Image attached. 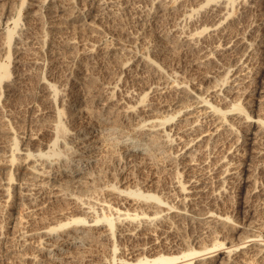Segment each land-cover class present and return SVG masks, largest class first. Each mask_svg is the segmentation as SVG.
Listing matches in <instances>:
<instances>
[{"label":"bare ground","instance_id":"bare-ground-1","mask_svg":"<svg viewBox=\"0 0 264 264\" xmlns=\"http://www.w3.org/2000/svg\"><path fill=\"white\" fill-rule=\"evenodd\" d=\"M94 1L20 0L21 9L32 4L49 12V29L38 37L24 35L21 12H13L12 6L1 9L0 48L6 50V58L0 62V130L9 138L0 148V166L11 172L0 177V201L8 205L13 201L17 208V199L22 198L32 217L27 216L30 221L23 225L10 219L11 232L0 231L1 245L16 242L7 246L13 249L19 244L16 254L29 264H264V215L245 205V200L258 201L264 195V186L253 177V158L258 159L254 170L264 173V69L255 65L264 59V23L253 26L248 18L260 2L144 0L146 18L161 25L166 20L172 23L160 31L158 45L149 47L153 53L146 48L130 55V49L129 58H119L115 79L97 92H81L74 82L71 89H64L53 73L39 76L35 97L44 106L38 110L44 133L20 138L1 107L2 98L13 100L18 90L20 76L14 75L11 64L19 63L20 56H14L13 46L42 44L61 36L63 45L75 47L72 33L63 34L74 19L81 25H100L92 10ZM126 1L107 0V4L125 9ZM108 11V16H117V11ZM114 44L95 42L81 52L91 61L109 57L118 52ZM182 51L196 56L195 65L205 69L201 77L185 76L176 70L178 64L174 69L163 63L168 54L176 58ZM173 57L169 58L174 61ZM32 62L36 67L41 63ZM128 71L135 74V81L122 88V74ZM64 117L78 126H69ZM109 148L121 150L130 161L156 156L174 167L175 193L183 206L175 208L161 195L134 184L133 161L103 183L96 165ZM232 189L237 200L234 210ZM103 190L112 192L118 202L95 201ZM258 205L264 210V199ZM172 211L193 223L206 222V230L185 246L174 238L175 230L167 221Z\"/></svg>","mask_w":264,"mask_h":264},{"label":"rangeland","instance_id":"rangeland-1","mask_svg":"<svg viewBox=\"0 0 264 264\" xmlns=\"http://www.w3.org/2000/svg\"><path fill=\"white\" fill-rule=\"evenodd\" d=\"M99 1H96V0L94 1L95 3H94V5H92V10H94L93 13H95V11H96V14L99 15L98 22L100 23V25L99 24L95 25V27L87 25V24L81 25L80 23H82V22H79V20L74 19L72 27L67 28L66 29L67 31L64 32V34H63L64 36L72 33L71 36H73L77 42V44H75L76 45L75 47L73 45H71V46L63 45L61 43V39H59V38H61V36L60 37L56 36L53 38L51 37L49 39V42L48 41L46 43L42 42V44H41V42H37V43H34V45L33 44H30V45L24 44V47L19 45V44H17V46L16 45L13 46L12 51H13V54L15 52L14 56H16V55H18V57L20 56L19 57L20 58L19 63H17L15 65V62H12V64H14V65L11 64V69L14 71V75L18 74L17 76L18 77L20 76V78L18 80V90H17V94L15 95L13 100L9 101V100H6L5 98H2V100H1L2 106L1 107L3 108L2 109L3 111L5 110V113H6L5 118L8 120L7 122L12 127L13 131H15L20 138L22 136L34 134L36 132H38V135H40L42 137L43 133H44V131L42 130L43 129L42 128L43 119L41 118L42 115H39V113H38L39 112L38 110L40 108L43 109L44 106L40 103L41 101L39 100V98L35 97V95H37V92H38L37 80H38L39 76H41L43 74H45L47 76V74L49 75L50 73H53L56 76V80L59 79L58 82L59 83L61 82V85L63 83L62 87L64 89H67V87H68V89H71V86L74 85L73 84V82H74L75 83L74 87H76V89H78V90L81 89V92L82 91H84V92H88V91L97 92L98 90L100 91V90H102V88L105 85L110 83L109 81L114 80L115 79L114 77H116L118 75L119 68L117 66L119 63L118 62L119 58L121 59L119 61H122V58H123V60H124V58L126 60L127 58H129L130 55L133 54V52H137V51H140V52L144 51L145 52L146 48H147L146 52L153 53V51L151 49H152V46L155 45V43H156V45H158L160 38H161V35H162V32H160V31H165L172 24L171 21L166 20V21H163L162 25H161V21L156 22V20L151 16L146 18V15L144 13L146 12L145 8L147 7L148 3L144 0H132V1L127 0L128 1V7L125 9L119 8L118 5H116V7L115 6L108 7L109 4H107V0H101L102 2H99ZM258 1L260 3H258V2L256 3V5L253 7L254 8L253 11L250 13L251 14L250 17H248L251 21H253V24H254L253 26H260L264 23V0L263 1L258 0ZM57 3H59V2H57ZM257 4H258V6H257ZM10 6L13 7V8L11 7L13 9V10L11 9L13 12H15V13L21 12L20 13L22 16L21 23L23 26H26V29H24L25 32L23 31V33H25L24 34L25 36H26V33H27V35H30L33 37H34V35L37 37L42 36L41 34L44 33V30L49 29L48 28L49 27L48 26L49 12L43 6H38V5L33 6L32 4H28V6L26 8L21 9L20 8V0H0V14L2 11L1 9L6 11V9L7 10L10 9L9 8ZM110 8L113 11H117V16H114V17L108 16V12H110V11H108V9L110 10ZM68 9L69 8H67V10H65V11L69 12ZM235 9H236L235 11H239V8L237 6L235 7ZM122 16H123V18H122ZM148 18L149 19L152 18V21L149 20ZM155 22L157 25L155 24ZM164 22H167V24H169V25L164 24ZM120 23H122V24H120ZM159 25L161 27H159ZM148 26H150V28ZM153 26L155 29L153 28ZM162 26H164V27H162ZM46 27H47V29H46ZM153 30H155V31H153ZM146 31L148 33H146ZM67 32H68V34H67ZM158 32H160V34ZM144 33L147 37H145ZM137 34H139L140 36ZM151 34H152V38L150 36ZM154 34L156 35V37ZM153 36H154V38H153ZM142 37L144 40L140 41V39H142ZM145 38H147V39H145ZM97 39H99L100 41ZM135 40L137 42H135ZM110 41L112 44L115 43L114 45H116L118 47V52L116 54H112L111 56L109 55V57L111 59L108 56H105V55L101 56L100 55L102 58L100 56H98V57H96V59H94L95 61L94 60L91 61L87 57H84V55L81 52L82 49L84 50L85 47H87V46L89 47L92 44H94L95 42H97V43L104 42L105 43V42H110ZM143 41H145V42H143ZM139 42H141V43H139ZM150 42H151V44H150ZM51 43H52V45H51ZM134 44H135V46H134ZM39 46L42 49H40ZM47 47H48V49H47ZM121 48H123V49H121ZM138 48H139V50H138ZM140 48L142 50H140ZM130 49L132 50V52L129 55V52L131 51ZM185 52L186 51L178 52V54L175 55V56L178 55L177 57L180 56L179 58H177V57L174 58L173 57L174 54L171 53L170 55H171V57L174 58V61L169 58L170 55L168 54L169 57H167L168 55L165 57L166 63H165V61H163V63L168 68H170L172 66L174 69L178 68L176 70L179 72H181L180 70H182L181 73H183V74L185 73L184 74L185 76L186 75L188 76L189 74H191L190 77H201V74H203L205 69L200 68V67L195 65L194 59L196 58V56L194 54H191L188 52H186L187 53L186 54ZM179 53H181L182 55L181 54L179 55ZM118 54H120L119 57H118ZM114 55H116L118 58L116 56L114 58ZM192 56L193 57L195 56V57L193 58ZM229 56L231 57V55H229ZM230 57H229V60H230ZM5 58H6V50L0 48V62H3L5 60ZM166 58H167V60H166ZM35 60H38L39 62H41V63H39L40 66L39 65L37 67L33 66L32 61H35ZM93 61H94V63H93ZM168 63H169V65H167ZM174 64L175 65L178 64V65L175 66ZM255 65L257 66V68H258V66H260L261 68L264 69V59H258L257 63H255ZM86 71H88V72H86ZM116 72H117V74H116ZM126 73H128V74H126ZM130 73H132L133 75ZM114 74H115V76H114ZM84 75H86L88 78ZM76 76H78V79ZM122 76H123L122 77V83H123L122 88L132 87L133 83L135 81V79L133 78V77H135V74L133 72L128 71V72H125L124 74H122ZM131 76H132L133 80H132V78H130ZM90 77L91 78L93 77V79H95V81L90 82L89 81ZM102 79H103V81H102ZM105 80L107 82H104ZM101 83H103V84L101 85ZM104 83H105V85H104ZM77 85H78V87H77ZM1 89H3V90L5 89V86L3 84L1 86ZM156 97H157L156 95L152 96V98H154V100H157ZM60 101H61L60 105H63L64 101L63 100H60ZM4 102H5V104H4ZM35 107H37V109ZM32 108H35V109L32 110ZM263 108H264V104H263ZM34 110L37 112L35 113ZM10 113H11V115H10ZM66 116H67V114H66ZM63 120L68 121L69 126L72 125L71 127H77L78 126V125H76V123H73L69 119V117L68 118L64 117ZM71 123H73V124H71ZM73 125H75V126H73ZM2 132L5 133L4 131L0 130V148H2V146H5L3 143L5 138H6L5 142L8 141V138H9V136H7L6 133L3 137H1ZM106 150H108V149H105L102 151V153L100 155V158H102V159H100L96 165V169L100 170L99 171L100 175L102 173V175L100 177H102V179H104V180H102L103 183H106V182L111 180L110 179L111 174L115 173L114 174L115 176H118L119 174H121L120 172H122L124 170V169H122V167L126 169L129 165V162L133 161L136 166L134 165V163H130V164H133V165H131V172L134 176L133 179H135V177H136V180H137V181L135 180L134 184L136 182H138V185L139 186L141 185L140 187L142 189H144L146 191H150L152 193H157L158 195H161L162 198H165L168 202L175 204L176 205L175 208H178V205H179V207L183 206L181 201L178 199V197L176 195L177 193H175L176 189H175V185H174V175L173 174L177 170L174 167H171L169 165L162 163L161 161L158 160L159 157L157 158L156 156L152 157V158H155L153 160H152V158H148V160H147L146 157L145 158L143 157L142 160L140 158H138V160L136 159L139 162L138 163L134 160H131V161L128 160L129 158H127L126 156H123L124 155L123 152L120 153L121 150L118 151L117 149L116 150L114 149V151H113V149H112V151H111L110 148L108 150L109 152ZM118 154L122 155L121 156L122 158ZM115 156H117V157H115ZM123 157L125 159H123ZM104 159H105V161H104ZM123 160H125V161H123ZM155 160H157V162ZM257 162H258V159L253 158V164H255V166L253 165V167H254L253 168V177L255 176V178H256V180L254 178V181L258 182V185L264 186V173L261 171L254 170V169H256ZM125 163H127V165H125ZM14 170H16L15 167L13 168V171ZM111 170H113V171H111ZM114 170H116V171H114ZM179 170H180V168H179ZM0 172H1L0 177H4L6 175H9V173L11 172V168L0 166ZM16 172H17V170H16ZM17 176H19V175H17ZM14 177H16V176H14ZM146 178H147V180H145ZM139 182H140V184H139ZM12 192L14 193L13 190H12ZM232 192H233V194H231V198H230L231 202L230 203L232 205V210H234L233 206H235V204H236L235 202H237V200L234 196L235 191L233 189L231 190V193ZM95 197H97V198H95L94 200L95 201L97 200L98 202H103L105 199H107V200L109 199L111 201H114L113 203L118 202L117 199L114 197V194L108 190H103V191L99 192L98 194H96ZM263 199H264V195L262 194L259 197L258 201H256V200H253V201L245 200V203H246L245 205H247V203H248V207L253 205L254 210H255V208L258 209L259 213L256 212L257 214L264 215V210L259 209V208H261V206H259V205L257 206L258 202L259 203L262 202ZM17 200H18L17 201L18 204L16 206L17 208H13V204H12L13 201H10L9 205H8V203L6 204L5 202L0 201V231L4 230L3 232H5V233L11 232V227H9V221L11 222L12 220H10V219H14L13 221L17 220L21 224L23 222L24 223L28 222V220L30 218L32 220V217H29L28 213H27L28 212V207H27L28 203L25 202L20 197ZM62 205L63 204L61 203V204H58L57 206H62ZM172 212L169 214V215H172V217L170 216L167 219V221L171 223L173 229L175 230L174 231V234H175L174 238L178 242H182L185 246H189L188 244H191V240L193 237L197 236L198 234H200L201 232L206 230V228H205L206 222L203 221V222L193 223V221L189 220L188 218H179L178 216L175 217L176 211L175 212L172 211ZM72 213L77 214L76 211L72 212ZM77 215H79V213ZM27 216L29 219L27 218ZM240 221H242V219ZM253 221H255L254 218H253ZM247 234H249V233L248 232H239V235L246 236ZM10 244L14 245V244H16V242L13 243L12 241H9V243L5 246H4V244L1 245V243H0V264H29V263L22 261L20 259L19 255H17L20 253V250H21V249L19 250V248H20L19 244H18V246L17 245L12 246L13 249H10L7 247ZM202 244L204 245L205 243H201V245ZM206 244L211 245V243H206ZM199 245H200V243H199ZM195 247H198V245H196ZM250 247H253V245H251ZM16 248L18 249V251ZM108 254H109V251H108Z\"/></svg>","mask_w":264,"mask_h":264}]
</instances>
